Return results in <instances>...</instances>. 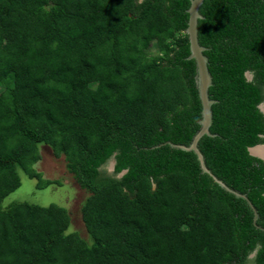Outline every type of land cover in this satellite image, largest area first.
Listing matches in <instances>:
<instances>
[{
  "label": "trees",
  "instance_id": "trees-1",
  "mask_svg": "<svg viewBox=\"0 0 264 264\" xmlns=\"http://www.w3.org/2000/svg\"><path fill=\"white\" fill-rule=\"evenodd\" d=\"M190 0H0V264H264V0H205L199 40L215 137L203 174ZM155 46L157 54L149 49ZM252 78L249 80L247 74ZM48 147L89 195L67 208L5 199ZM114 162V171L106 168Z\"/></svg>",
  "mask_w": 264,
  "mask_h": 264
},
{
  "label": "rangeland",
  "instance_id": "rangeland-1",
  "mask_svg": "<svg viewBox=\"0 0 264 264\" xmlns=\"http://www.w3.org/2000/svg\"><path fill=\"white\" fill-rule=\"evenodd\" d=\"M149 51L154 55L158 53L155 46ZM249 76L252 77L251 74ZM262 109L264 111V105ZM41 155L36 169L45 179L58 181L59 184L37 190V181L22 175L21 187L5 199L4 206L15 202H28L40 206L56 204L67 208L72 218V230L79 231L81 236L87 239L88 233L82 220V207L89 194L80 188L73 175L68 172L64 157L56 158L48 147L42 148ZM113 163L110 162L106 167L109 172H112Z\"/></svg>",
  "mask_w": 264,
  "mask_h": 264
},
{
  "label": "water",
  "instance_id": "water-1",
  "mask_svg": "<svg viewBox=\"0 0 264 264\" xmlns=\"http://www.w3.org/2000/svg\"><path fill=\"white\" fill-rule=\"evenodd\" d=\"M204 1L205 0H190L191 5L188 9L189 22L188 28L186 30L190 44L189 59L195 60L196 62V84L202 104V118L199 121L200 129L189 145L175 144L172 142H169L168 144L174 149H179L186 152H193L197 156L203 174L209 175L226 192L234 195L237 198H242L248 202V204L254 211V220L256 222L259 218V214L253 203L248 198L247 194L241 193L240 191L233 189L232 187L228 186L223 180L218 178L208 167L206 158L199 147V143L204 136H216L210 130L213 124L212 106L216 103L215 100H212L210 98V88L213 86V77L209 71L208 57L205 55V51H207V48L202 46L199 40V20L204 19V16L201 14L200 9ZM249 75L250 73L247 74V77L250 80L252 77H250ZM260 108L261 111L264 112L262 106H260ZM259 146H264V144L250 148L249 152L251 155L264 161V157L257 155L253 152V150ZM112 171H114V163L112 166Z\"/></svg>",
  "mask_w": 264,
  "mask_h": 264
},
{
  "label": "bare ground",
  "instance_id": "bare-ground-1",
  "mask_svg": "<svg viewBox=\"0 0 264 264\" xmlns=\"http://www.w3.org/2000/svg\"><path fill=\"white\" fill-rule=\"evenodd\" d=\"M254 153L264 157V146H259L253 150Z\"/></svg>",
  "mask_w": 264,
  "mask_h": 264
}]
</instances>
